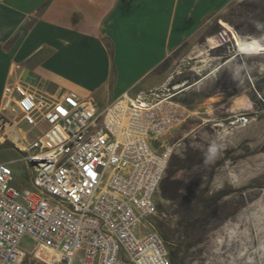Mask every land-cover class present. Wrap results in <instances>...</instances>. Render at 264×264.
Segmentation results:
<instances>
[{"label":"built area","instance_id":"built-area-1","mask_svg":"<svg viewBox=\"0 0 264 264\" xmlns=\"http://www.w3.org/2000/svg\"><path fill=\"white\" fill-rule=\"evenodd\" d=\"M216 37L236 51L230 29ZM176 95L162 86L103 108L93 97L71 92L54 100L8 84L0 131L20 122L47 128L16 145L31 169L30 187L15 186L12 167L0 161V264H172L153 218L175 148L165 137L189 117ZM25 237L31 250L21 245Z\"/></svg>","mask_w":264,"mask_h":264},{"label":"rangeland","instance_id":"rangeland-1","mask_svg":"<svg viewBox=\"0 0 264 264\" xmlns=\"http://www.w3.org/2000/svg\"><path fill=\"white\" fill-rule=\"evenodd\" d=\"M218 17L223 21L214 24L211 32L227 24L228 18L241 26L256 28V37H241L242 40L264 41V0H233ZM260 44L264 53V44ZM261 54L244 58L247 73L243 87H223L228 73L221 71L175 97L187 107L189 117L165 139L175 145L173 156L189 161L181 163L171 179L191 201V212L185 215L177 202L164 199L161 188L156 198L158 214L153 218L154 226L159 221L170 224L168 248L172 264H264V54ZM199 59L175 54L162 67L169 68L173 83L187 80L190 84L214 66L212 60L204 63ZM168 88L172 93L180 91L171 84ZM242 115H247L249 121L236 123ZM45 128L46 123L35 128L20 122L14 136L11 130L0 131L6 137L0 139V161L10 164L18 188L30 187L32 180L31 169L21 160L16 145L22 143L23 135L30 143ZM213 145L216 151L210 152ZM170 164L171 161L164 179L171 172ZM144 224L147 225L141 226ZM146 230L150 232L148 226ZM21 245L31 250L33 240L25 237Z\"/></svg>","mask_w":264,"mask_h":264},{"label":"crops","instance_id":"crops-1","mask_svg":"<svg viewBox=\"0 0 264 264\" xmlns=\"http://www.w3.org/2000/svg\"><path fill=\"white\" fill-rule=\"evenodd\" d=\"M232 1L0 0V105L16 82L54 100L93 97L103 108L170 84L183 85L181 94L221 71L223 87H243L251 55L228 52L211 32ZM180 53L214 66L195 82L173 83L162 65Z\"/></svg>","mask_w":264,"mask_h":264},{"label":"trees","instance_id":"trees-1","mask_svg":"<svg viewBox=\"0 0 264 264\" xmlns=\"http://www.w3.org/2000/svg\"><path fill=\"white\" fill-rule=\"evenodd\" d=\"M225 21L230 24L235 31L238 33L240 37H246V36H252L256 37L257 34L255 33L256 28L249 25L248 27L241 26L238 21L233 20V19H225ZM262 44H264V41L259 40ZM188 163L189 161L187 160H181L176 156H173L171 159V172L169 173V176H167L162 184V197L166 200L177 202L178 206L182 208L183 213L185 215L189 214L191 212V201L182 195V187L180 186H175L174 181H172V173L175 171V169L180 167L181 163ZM156 229L161 233L163 236L166 244L169 246L170 245V224L165 225L164 222H158V224L155 225ZM166 228V229H165ZM169 230V231H166ZM169 232V233H168Z\"/></svg>","mask_w":264,"mask_h":264},{"label":"bare ground","instance_id":"bare-ground-1","mask_svg":"<svg viewBox=\"0 0 264 264\" xmlns=\"http://www.w3.org/2000/svg\"><path fill=\"white\" fill-rule=\"evenodd\" d=\"M223 26L227 27L228 29H230L234 33L236 40H237L236 48L238 49V51L241 54H243V55H257V54L262 53L263 48L257 39L250 38L248 40H242L241 38H239L236 31L233 29V27L231 25H229L227 23ZM182 86L183 85H177L176 87H174V89L180 90L181 88H183ZM0 139H5V137L0 135ZM47 257H49V254L45 253L44 258H47Z\"/></svg>","mask_w":264,"mask_h":264},{"label":"clouds","instance_id":"clouds-1","mask_svg":"<svg viewBox=\"0 0 264 264\" xmlns=\"http://www.w3.org/2000/svg\"><path fill=\"white\" fill-rule=\"evenodd\" d=\"M216 151V146L213 145L212 148L210 149V152H215Z\"/></svg>","mask_w":264,"mask_h":264}]
</instances>
